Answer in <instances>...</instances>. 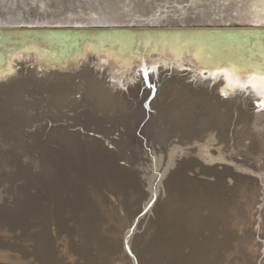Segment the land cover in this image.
I'll use <instances>...</instances> for the list:
<instances>
[{"label":"bare ground","instance_id":"bare-ground-1","mask_svg":"<svg viewBox=\"0 0 264 264\" xmlns=\"http://www.w3.org/2000/svg\"><path fill=\"white\" fill-rule=\"evenodd\" d=\"M0 20L2 25L44 23L89 29L264 30V0H0ZM249 35L245 43L242 37L232 38L237 45L222 39L217 42L224 44L218 45L205 36L183 33L136 35L134 44L126 43V47L121 37L111 43L80 41L69 58H61L57 47L48 50L39 42L2 44L0 79L15 68L13 78L21 83L37 118L49 122L44 134L48 148L44 157L35 156L38 164H32L41 169L31 175L35 189L32 228L18 236L16 264H106L92 255L96 227L91 217L78 209V184L100 186L108 182L115 193L142 191L132 170L138 161L139 141L132 135L122 141L125 135L119 127L129 135L134 128L139 129L156 173L162 170L161 159L169 146L167 166L175 167L163 168L159 185L153 190L154 205L152 193L141 210L138 204L129 213L135 218L143 210L136 221L132 218L134 229L132 220L123 236L105 240L98 250L127 263L146 264L145 237L136 230L155 214V238L167 247L165 252L161 250L162 264H231L225 256L228 230L222 215L238 191L257 184L250 176L257 172L243 163L260 159L264 152V91L259 80L252 79L264 72L246 69L250 62L264 65V32ZM214 45L225 48L215 49ZM220 55L233 56L239 66L215 63L213 59ZM142 70L148 71L147 78ZM105 79L123 90L120 97L104 103L93 97L92 86ZM123 82L126 85H121ZM241 84L249 87L241 88ZM0 90L5 92L2 85ZM138 120H143L141 126ZM8 123L12 122L0 121V161H15L18 155L14 152L25 146L17 136L21 127H8ZM205 130L208 133L200 141ZM42 131L38 129L32 137H39ZM224 131L229 132L226 139L231 147L237 140V150L229 156L223 155L229 151L222 150ZM121 149L123 153L118 152ZM192 151L201 162L193 156L182 157ZM175 158L180 160L175 162ZM217 162H223L221 169L214 165ZM262 180L257 191L264 189ZM161 184L167 193L175 191L179 205L174 206L170 198L161 203ZM202 208L208 215H200ZM190 243L191 252L180 259L181 244Z\"/></svg>","mask_w":264,"mask_h":264},{"label":"rangeland","instance_id":"rangeland-1","mask_svg":"<svg viewBox=\"0 0 264 264\" xmlns=\"http://www.w3.org/2000/svg\"><path fill=\"white\" fill-rule=\"evenodd\" d=\"M139 106H140V104H139ZM138 109H139V107H138ZM68 115L72 116V113H70ZM128 117L129 116H126V119ZM141 121H143V120H140V121L138 120L139 126H141L143 123V122L141 123ZM232 122H234V120L231 121L230 124H232ZM59 124H62V122H60ZM59 124H57V125H59ZM136 126H137V123H136ZM139 126H137V127H139ZM120 128H122V127L118 128L119 132L121 134L123 133L125 135V136H122V141L125 140V137L127 135H128V137L129 136L131 137V135H132L135 139H137L139 141L137 143L139 146L138 145H136V146L141 151L140 150L138 151L139 155L137 152V157H136L138 160L137 165H136V167H133L132 170L134 173L133 179L135 178V182H136L137 187L139 186L138 188L142 189V191L139 190V192H136L140 197L136 193L130 191L129 189H127V191L121 190L118 193L112 192L111 187H110L108 182H104L102 184H99L100 186H98L97 184L95 185L94 183L93 184L92 183H85V184H78L77 183L78 187L81 186L79 188V190H80L79 192H81L80 193V199L78 200L80 208H78V209L81 213L82 212H83V214L85 213V215L87 213V215H89L91 217V221L94 222L95 227H96V232H95L96 236L94 235L93 236L94 238H92V241L94 242V243L93 242L92 243L94 244V246H96V249L93 250L95 252H92L93 253L92 255H93V257H97L99 260L106 261L105 262L106 264H115V263L116 264H133V263H127L123 259L117 260L114 257H108L107 255H105V253L100 252L98 250L97 246L98 245L100 246L101 244H103L105 240L107 241L108 239L110 240L111 238H116V237L120 238L121 236H123L124 233L127 231L128 226L132 222V220H133L132 218H134V216H135L134 215L131 217V215L129 213H131V212L133 213V211H135L136 207H138L137 206L138 204H140L139 209L141 210L143 208V205L148 202L152 193H153L154 199L152 200L151 205L152 206L154 205V203L156 201V195H154V191H155L156 187H158V185H159L158 183H159L160 178H161L160 177L162 174L161 172H163V170L166 168L167 169L168 168L173 169L175 167V165L172 167L167 166V164L169 162V154H170V152H169L170 146H169V147H167L168 149L163 154V157H162L163 159H161V161H162L161 163L164 164V165L161 164V166H163L162 170L159 169L160 171H158L156 173L155 168H154V167H156L155 162H153L151 160L152 157H150V156H152V155L149 153L150 152L149 148L146 147L144 141H142L143 136L139 133V129L134 128L133 129L134 132L132 131V134L129 135V132L124 131L123 128H122V130H120ZM228 129H230V128L228 127ZM226 130H227V127H226ZM207 133H208L207 130H205L202 133V135L199 137L200 141L203 139V137ZM116 134H119V133H116ZM228 134H229V132L226 133V131H224L223 138L225 139V141L223 142V147H222L223 149L222 150L225 151L226 149L229 148V151L228 152L225 151V153L223 154L224 156H229L231 153L236 152V150H237V146H236L237 140L234 142L235 144L231 147L230 145H232V143H229V139H226V137H228ZM44 136H42L40 138L37 137V138H32L31 140H27L26 142L31 147L27 148L28 150L26 149L25 152L22 150V147L20 148V150L15 151L14 153H16L18 155L17 157H15V159H16V160L14 159L15 161H12L11 159H8V160L5 159V160L0 161V213H1L0 214V264H16V256H17L18 250H17V247L15 245H17L18 236L22 232L28 233L32 228L31 212L33 209V200H34L35 189H33L34 185L32 182V176L31 175H33L32 173H37V172L41 171L40 168H38V169L34 168L33 165L38 164V159L35 158V156L39 155L41 157H44V152L48 148L47 144L45 143L46 137H44ZM112 138L118 139L115 137H112ZM24 140L25 139L23 138L22 143L24 142ZM175 140H176V138H175ZM140 141H141V144H140ZM36 143L37 144L39 143V144L37 145ZM9 144H11V142ZM179 146L185 147V145H179ZM126 147H129V145L126 144ZM130 148H131V146H130ZM31 149H33V150H31ZM210 149L215 150V148H210ZM118 152L123 153L124 150L121 149V150H118ZM145 152L147 153V155ZM125 154L129 155V152H126ZM187 156H193L194 159L201 162V160L199 159V157L197 156L195 151L189 152V153H187V155H183L182 157L186 158ZM133 159L135 160V158H133ZM174 160H175V162H178L180 159L175 158ZM11 162H13V163H11ZM240 162H241V160H240ZM34 163H37V164H34ZM165 163H166V165H165ZM222 163L223 162H217V163H214V165L216 164L215 166L218 169H221V167L224 165V164L222 165ZM242 163H243V160H242ZM119 164L121 166H125V167L129 168V165L125 164L124 161H120ZM227 165L230 168H234V165H231V164H227ZM243 165L245 167L250 166V168H252V170H254V172L255 171L257 172L253 175H250L254 179L256 178L257 184H252L250 186L245 185L246 189L243 188L242 190L238 191L237 194L232 198V200L229 203V205L227 206L226 210L224 211V213H223L224 215H222V218L226 217L225 219L223 218L225 220V221L224 220L223 221L226 224L225 225L226 230H228V232H227L228 233V239H227L228 246H226L225 256H228V257H226L227 258L226 260L227 261L230 260L231 264H264V236H263L264 235V189L257 191V188L262 185L260 180H262V179L264 180V152H263V155L260 159L254 160V161L250 160L248 162H244ZM258 172H259V174H258ZM151 176H152V178H151ZM153 176H154V179H153ZM155 176H156V180H155ZM152 180H153V182H151ZM149 184H152V186L150 185L151 186L150 187ZM82 185H83V187H82ZM140 185H142L143 187ZM161 185L163 186L164 184H161ZM75 186H77V185H75ZM83 188H86V189H83ZM98 188L101 190H99ZM150 188L152 189V192H151ZM162 188L160 189V195H159V198H161L160 199L161 203H163L164 201H167L170 198V200H174L173 201L174 206L179 205L180 201H179L178 196L175 193V191H174V193L172 192L170 194V193H167V188H165V186H163ZM164 192L167 193L168 195H166ZM139 193H141V194H139ZM144 195H145V197H144ZM164 196H166V198ZM88 201H90L91 203H89ZM254 202L256 203V205H254ZM123 204L124 205L126 204V205L124 206ZM148 205H150V203ZM128 209H129V211H128ZM86 211H88L89 213ZM255 211H257V213H255ZM127 212H128V214H127ZM142 212H143V210H142ZM142 212H140L138 215H136V217L134 218L135 221L137 220V218H139L141 216L140 214ZM200 212H201L200 215L201 216L203 215V217L208 215L207 210H205L204 208L200 209ZM98 214H99V216H98ZM154 215L155 214L150 215L147 219L148 221L146 220L145 222H143L140 225V228L138 230H136L137 235L145 237V243L146 244L144 246L148 250V251H146L147 253L145 255L146 256L145 259L147 260L146 264H150V263L162 264L163 263V256H164L163 252H165L166 248H167V247L165 248V246H163L164 248L162 247V244L159 242L158 237H157V240L155 238L157 235V232H156L157 218H156V215L155 216ZM125 217L127 219H125ZM99 219L101 220V222ZM123 219H125V220H123ZM134 220H133V223L131 226L132 230L135 227V225H134L135 221ZM15 226H17V227L20 226V227H18L19 230ZM123 229H124L123 234H121ZM97 233H98V235H97ZM192 237H193V235H192ZM231 238H232V240H230ZM149 241L151 242V244ZM153 242H154V244H153ZM181 245L182 246L180 249L181 251L179 250V256L181 259L183 257L182 255H184V257H183V259H184L188 256L189 252H191L190 249H192L193 243H190V245H184V244H181ZM123 248L124 247L123 246L121 247V245H120V249H123ZM155 250H157V251H155ZM228 250H230V251H228ZM156 252L158 254H160L162 257L160 255L158 256V254ZM26 255H27V253H26ZM154 256L155 257L157 256L156 258L158 260L156 258L153 259ZM159 260H162V261L159 262ZM229 264H230V262H229Z\"/></svg>","mask_w":264,"mask_h":264},{"label":"water","instance_id":"water-1","mask_svg":"<svg viewBox=\"0 0 264 264\" xmlns=\"http://www.w3.org/2000/svg\"><path fill=\"white\" fill-rule=\"evenodd\" d=\"M1 21V20H0ZM264 32V30L257 29H191V30H145V29H130V28H82L77 26H63L57 24H26L20 23L16 25H2L0 22V46L4 43H19V41H26L25 43L39 42L44 45L48 50L52 47H57L59 52L61 53V58H69L70 51L73 48L78 49L79 42H114L123 40L125 42L124 47H126V43L129 44L132 42L134 44L135 39L133 36L142 35V34H159V35H174L178 36L180 34H194L198 36H205L210 40L216 41L215 43L219 45L221 42H217V40H226L228 42H232L233 45H237L234 43L232 38L242 37L243 43L247 41V36L253 32ZM14 36V37H13ZM16 36V37H15ZM13 41L10 42L11 38ZM123 38V39H122ZM212 41V42H214ZM221 44H224L221 43ZM241 44V43H240ZM215 46V45H214ZM225 47H217L215 49L224 50ZM218 52V51H217ZM221 52V51H220ZM224 51H222L223 53ZM51 55V54H50ZM52 54L51 56H53ZM215 58V56H213ZM56 61H59V58H54ZM217 64H229L232 67H238V60L235 59L231 55H220L216 56L213 59ZM250 66L246 69H250L253 71L264 72V65L259 64L258 62H250ZM7 70V69H6ZM15 68L13 70H7L5 75L6 77L0 79V86L2 85L5 90L0 95V115L3 113L4 116H0V121H11L12 123H8V127L12 125V128L20 126L21 129L18 130L17 136L21 137L24 140V145L22 150L25 152L27 148L31 146L26 142L27 140H31L32 135L38 131V129H42V134H40L39 138L44 136L45 128L49 126V122L46 118H41L36 115L35 109L31 107L29 98L24 93V90L21 86V83H18V79L13 78ZM12 79V82H10ZM14 80V81H13ZM10 83V84H9ZM13 83V84H11ZM126 85L124 82L121 83ZM118 85V84H117ZM114 82L109 81L108 79L102 80L98 85L92 86V94L96 100L107 102L112 99L120 97L122 93L123 87H118ZM152 88V86H149ZM153 89V88H152ZM0 93V94H1ZM153 97V96H152ZM150 97V99H152ZM21 103V104H20ZM27 103V104H25ZM2 114V115H3ZM6 126V127H7ZM41 133V132H40ZM45 137V136H44ZM38 138V139H39ZM28 150V149H27ZM128 253L131 255L130 251ZM132 256V255H131Z\"/></svg>","mask_w":264,"mask_h":264},{"label":"snow or ice","instance_id":"snow-or-ice-1","mask_svg":"<svg viewBox=\"0 0 264 264\" xmlns=\"http://www.w3.org/2000/svg\"><path fill=\"white\" fill-rule=\"evenodd\" d=\"M143 71V74L145 76V78H147L148 76V71L146 70H142ZM252 79H258L259 80V88L260 90L264 91V75H260L258 78L256 76H253ZM239 87L241 88H247L249 87V85H244V84H241V85H238ZM252 87H257V85H251Z\"/></svg>","mask_w":264,"mask_h":264}]
</instances>
